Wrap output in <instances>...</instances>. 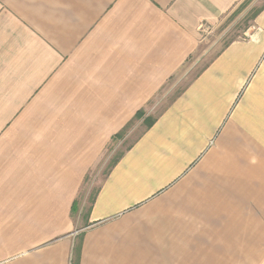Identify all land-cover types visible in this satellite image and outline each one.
<instances>
[{
	"label": "crops",
	"instance_id": "crops-1",
	"mask_svg": "<svg viewBox=\"0 0 264 264\" xmlns=\"http://www.w3.org/2000/svg\"><path fill=\"white\" fill-rule=\"evenodd\" d=\"M241 1L0 0V264H264V6L76 207Z\"/></svg>",
	"mask_w": 264,
	"mask_h": 264
},
{
	"label": "rangeland",
	"instance_id": "rangeland-1",
	"mask_svg": "<svg viewBox=\"0 0 264 264\" xmlns=\"http://www.w3.org/2000/svg\"><path fill=\"white\" fill-rule=\"evenodd\" d=\"M263 4L264 0H242L231 12L223 15L219 21L201 28L199 49L195 51L176 75L167 81L155 98L146 105L145 109L140 110L142 114L139 117H133L120 132L113 135L111 142L103 152L101 160L85 179L76 204L77 209L79 207V212L82 200L87 199V203L82 210V214L85 213L91 195L95 190L94 187L96 184L98 185L113 161L128 149L144 131L148 122H145L144 119L146 117L154 118L158 115L187 83L189 78L208 62L212 55L232 40L243 38L246 30L252 25L255 14Z\"/></svg>",
	"mask_w": 264,
	"mask_h": 264
},
{
	"label": "trees",
	"instance_id": "trees-1",
	"mask_svg": "<svg viewBox=\"0 0 264 264\" xmlns=\"http://www.w3.org/2000/svg\"><path fill=\"white\" fill-rule=\"evenodd\" d=\"M263 6H264V4H263ZM263 6H261L260 8H259V10L257 11V13L262 9V7ZM256 13V14H257ZM256 14H255V16H256ZM254 16V17H255ZM142 114V112L139 110V111H137V113L135 114V117H139V115H141ZM145 122H147L146 123V128H149L153 123H154V121H155V118H151V117H146L145 119ZM117 161V159H115L114 161H113V163H112V165L115 163ZM78 251H79V249L77 248L76 249V255L78 256Z\"/></svg>",
	"mask_w": 264,
	"mask_h": 264
},
{
	"label": "built area",
	"instance_id": "built-area-1",
	"mask_svg": "<svg viewBox=\"0 0 264 264\" xmlns=\"http://www.w3.org/2000/svg\"><path fill=\"white\" fill-rule=\"evenodd\" d=\"M202 27H206V26H201L200 28H202Z\"/></svg>",
	"mask_w": 264,
	"mask_h": 264
}]
</instances>
